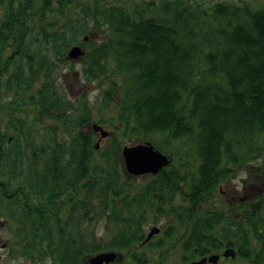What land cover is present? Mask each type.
<instances>
[{"label":"trees","instance_id":"trees-1","mask_svg":"<svg viewBox=\"0 0 264 264\" xmlns=\"http://www.w3.org/2000/svg\"><path fill=\"white\" fill-rule=\"evenodd\" d=\"M74 45L86 50L83 82L99 88L95 107L60 84V71L74 69ZM8 56L15 136L12 167L0 162L5 256L89 264L140 242L141 231L122 230L135 225L124 217L170 209L195 225L192 258L224 234L216 219L228 216L239 264H264V0H22L0 25V57ZM88 123L110 130L99 148ZM126 137L150 141L170 164L130 181ZM242 171L252 194L227 205L221 185ZM142 201L151 204H131ZM170 201L187 205L159 204ZM138 256L126 264H148Z\"/></svg>","mask_w":264,"mask_h":264},{"label":"flooded vegetation","instance_id":"flooded-vegetation-1","mask_svg":"<svg viewBox=\"0 0 264 264\" xmlns=\"http://www.w3.org/2000/svg\"><path fill=\"white\" fill-rule=\"evenodd\" d=\"M22 0H0V25L3 23L7 15V6L9 5L12 8H16ZM52 3L57 2V0H51ZM28 22V21H27ZM29 27V25H28ZM9 28V27H8ZM3 41H6V52H11V45L13 43L12 37L9 33L5 35ZM74 65L78 64L81 66L80 60H69ZM13 57L8 56L7 58L0 57V162L5 160V165L8 168L12 167L13 164V155H14V136H15V124H14V112H15V94L11 78V70ZM67 69V68H66ZM70 69V68H69ZM72 70V69H71ZM73 74L75 77L80 75L78 70L73 69ZM79 82V88L75 94H71L73 100L82 99L87 93L86 86L80 81L79 76L77 77ZM86 88V89H85ZM88 94V93H87ZM89 99V98H88ZM87 130H93L91 124H85ZM97 137L96 141L100 140L99 132H96ZM101 139L100 144L105 140ZM128 178L130 181L143 183L150 178V174L132 176L129 175ZM225 183L230 184V192L224 193V200L227 205L234 204L237 205L239 201V194L245 195L241 199L246 198L247 190L246 185H249L247 177H239V173H232L230 179H227ZM240 187L242 192H240ZM230 194V195H229ZM132 205H144L149 206L151 203L142 201L134 202ZM161 206H174V205H187L186 201H170V202H160ZM209 204H217L214 201H211ZM225 204V205H226ZM172 212L170 209L164 211H154L152 209H147L144 211L146 216L144 217H124L122 220L125 222H134L135 225H125L122 227L123 231L127 230H139L141 240L134 247L131 252H127L126 249L120 253L122 257L123 264L128 262V254L142 255L146 257L143 259L148 263V254H151L154 249L159 247L164 248L168 260L172 261L173 264H188L192 261H196L202 258L208 260L212 255L217 256L216 262H208V264H237V255L234 257L226 256L225 251L227 249H233L236 251V243L238 239L237 228L234 225L231 226V233L229 234L228 221L229 217H218L217 221L223 223L224 226H218L219 228L224 229V234H217L216 241L211 243H206L205 241L201 243L200 253L201 255L192 258V255L188 253V246L190 245L188 238L192 237L193 233L191 231L195 229V225H188L186 223L179 222L190 221V219H181L175 218L173 216H168ZM228 213V210L226 211ZM234 217H237L236 208L234 209ZM179 222V223H177ZM158 229V232L153 233L148 239L151 231L153 229ZM230 236V239L229 237ZM222 237V238H221ZM224 239V241L222 240ZM1 248H6L5 243L0 242ZM192 250L198 251V246L195 244L192 246ZM148 253V254H147ZM169 263V262H168Z\"/></svg>","mask_w":264,"mask_h":264},{"label":"water","instance_id":"water-1","mask_svg":"<svg viewBox=\"0 0 264 264\" xmlns=\"http://www.w3.org/2000/svg\"><path fill=\"white\" fill-rule=\"evenodd\" d=\"M88 37H85L87 39ZM83 50L80 46H74L68 53V56L72 59L81 57ZM93 128L96 131H100L101 137H106L108 131L104 130L101 126L94 124ZM122 156L124 160L125 169L132 175H142L147 173L156 174L161 168L169 164V159L166 155L156 150L149 142L139 143L136 145H127L122 149ZM157 229H153L149 236L157 232ZM225 255L234 256L235 253L231 249L225 251ZM117 257V254L113 251L99 253L89 259V264H108L113 262ZM217 256H211L209 261L216 262ZM205 258L198 261L191 262L189 264H207Z\"/></svg>","mask_w":264,"mask_h":264},{"label":"rangeland","instance_id":"rangeland-1","mask_svg":"<svg viewBox=\"0 0 264 264\" xmlns=\"http://www.w3.org/2000/svg\"><path fill=\"white\" fill-rule=\"evenodd\" d=\"M208 4H211V3H214L216 1H219V0H205ZM232 1H237V0H232ZM71 48V47H70ZM74 69L75 70H80L81 69V66L78 64H75L74 65ZM73 70L69 69V68H63L60 73H59V81H60V84L64 86V88L66 89V92L67 94L69 95L70 98H72L71 94H75L77 92L78 89H80L79 87V82L77 80V77L80 76L78 75L77 77H75V75L73 74ZM105 84V82H104ZM87 88V89H86ZM86 90L88 92V98L91 102V104L94 105V107L96 106V98H97V94L99 92V88L96 86L95 83H91V84H87L86 86ZM43 131H45L44 129L41 130L40 132V135L37 134L38 136V139H39V136L42 135V138L45 140V136L43 135ZM129 136V135H128ZM131 137H126V139L123 141L124 144H132L134 141L131 139H129ZM239 176H244L246 177L247 175L246 174H242L240 173ZM222 188L223 190L229 192L230 191V184L229 183H223L222 185ZM251 191V190H250ZM249 191V192H250ZM247 192V193H249ZM254 192V191H253ZM246 193V194H247ZM252 192L247 194L248 197L251 196ZM230 195V194H229ZM3 219L0 218V222L2 221ZM7 237H8V231H7V228L3 227L1 224H0V238L1 239V244L2 242H7ZM148 254V253H147ZM0 255H2V257H0V264H17V262H19L17 259H14L12 257H7L5 256V250H1L0 249ZM167 254L164 250V248L162 247H159L157 249H154L153 252L151 254H148V264H173L172 261L168 260V262L166 263L165 260L167 261ZM146 258V257H144ZM132 263V262H131ZM239 259H237V264H239ZM113 264H123V261H122V257L119 256L118 259L116 260V262H114ZM129 264V263H128Z\"/></svg>","mask_w":264,"mask_h":264}]
</instances>
